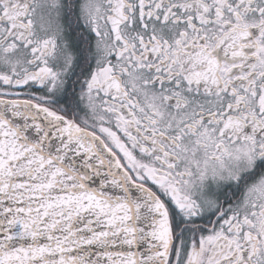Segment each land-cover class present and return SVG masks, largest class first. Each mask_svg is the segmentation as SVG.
Returning <instances> with one entry per match:
<instances>
[{
	"label": "snow or ice",
	"instance_id": "1",
	"mask_svg": "<svg viewBox=\"0 0 264 264\" xmlns=\"http://www.w3.org/2000/svg\"><path fill=\"white\" fill-rule=\"evenodd\" d=\"M0 264H264V0H0Z\"/></svg>",
	"mask_w": 264,
	"mask_h": 264
}]
</instances>
